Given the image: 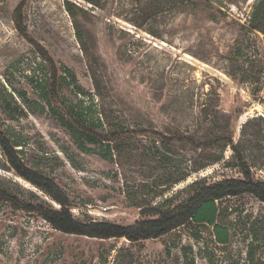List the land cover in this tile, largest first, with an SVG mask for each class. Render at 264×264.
Wrapping results in <instances>:
<instances>
[{
    "label": "rangeland",
    "instance_id": "obj_1",
    "mask_svg": "<svg viewBox=\"0 0 264 264\" xmlns=\"http://www.w3.org/2000/svg\"><path fill=\"white\" fill-rule=\"evenodd\" d=\"M21 2L0 0V129L18 144L30 168L67 193L78 220L130 225L142 219L138 205L162 199L159 193L176 177L180 154L200 151L171 139L168 165L152 131L173 138L188 127L185 133L200 136L203 107H209V115L220 111L230 118L233 139L241 140L253 177L264 180V33L248 27L255 0L224 6L212 0L186 6L153 0H101L98 6L84 0H24L17 22ZM66 68L90 96H79L68 76L60 78ZM33 70L49 84L57 80L59 96L52 103L64 111L74 104L85 116L103 112L112 129L123 123L150 129L126 138L133 148L124 155L132 158L120 166L81 151L49 108L43 109L31 82ZM92 71L103 85L101 95ZM197 177L214 182L244 175L227 147L222 161L164 196L183 202L190 194L187 185ZM127 187L137 205L126 202ZM0 189L10 198L0 199V264H184L182 247L196 264H264V202L251 194L218 203V222L231 234L221 245L208 224L191 223L138 243L61 232L37 211L22 208L24 203L59 205L10 169L1 150Z\"/></svg>",
    "mask_w": 264,
    "mask_h": 264
},
{
    "label": "trees",
    "instance_id": "obj_2",
    "mask_svg": "<svg viewBox=\"0 0 264 264\" xmlns=\"http://www.w3.org/2000/svg\"><path fill=\"white\" fill-rule=\"evenodd\" d=\"M98 6L101 0H84ZM152 1V0H150ZM157 5L162 3L186 6L196 2V0H153ZM221 6L226 5L234 0H212ZM21 4L15 11L16 21L20 14ZM68 11L72 12L70 2L66 1ZM248 27L252 31H261L264 33V0H255ZM38 53L45 57L50 62H53L51 57L46 53L43 47L33 41ZM31 82L34 88L39 93L40 99L44 102L43 107L49 108L60 125L65 128L77 147L84 152L99 153L106 159L115 161L118 165L123 166L124 158L131 159L132 153L125 157V150H132L130 138L134 134H145L150 132V129L133 126L128 123L116 125V128H109V119L103 112L94 115L85 116L80 106L71 104L70 110L64 111L59 106L52 103V100L57 98L59 86L57 80L54 79L52 84L49 80L42 79L40 72L33 70ZM56 74V73H55ZM65 74L60 78L63 80L70 79L71 84L78 90L79 96H90L89 92L84 90L77 84V79L71 69L66 68ZM56 76V75H55ZM93 82L95 89L99 95L103 91V85L99 81L98 75L92 71ZM26 102H30L26 97V92L20 93ZM36 101V100H35ZM264 103V100L262 101ZM82 104V101H80ZM79 110H78V109ZM214 110V109H213ZM209 107H203L201 113L204 115L198 118V123L204 130L200 136L195 134L185 133L186 130L178 132L174 137H168L157 131L152 133L160 138V147L165 150L167 164L169 165L168 153L172 151L171 139H175L184 145H189L190 149L200 150L197 156L188 157L180 154V158L174 165V179H167L165 187L159 193L162 199L155 205L152 203L139 204L141 209L142 219L136 220L133 224L122 225L110 221H80L78 220L71 208L72 202L67 193L50 177L43 175L39 171L30 168L20 156L19 149L16 144L3 130L0 129V150L4 155L10 169L25 179L41 191H43L54 203L59 207H54L48 202L33 204L24 203L22 208L28 211H37L42 218L49 222L55 229L67 233L83 235L98 239H126L131 243H138L150 239L159 238L183 226H188L191 223L208 224L213 227L216 242L221 245H226L230 242L229 228L218 222L220 208L218 203L228 197H237L243 194H251L260 201L264 202V180H256L251 172L245 150L241 148V140L235 142L230 127V118L225 114L209 115ZM88 114V112H87ZM104 114V115H103ZM207 121L210 123L208 127L202 126V123ZM114 126V125H113ZM123 136H125L123 138ZM128 142V143H127ZM156 142L154 141L153 144ZM230 147L233 151L234 158L237 160V166L243 173V179L226 178L219 181L208 182L206 177H197L188 185L189 197L183 202L174 204L172 197H165L167 192H170L176 184L188 180L194 173H200L211 164L220 162L224 159V151ZM216 148L219 153H210L209 149ZM138 150V149H137ZM142 159L144 152L139 154ZM126 202L132 205H137L134 198L135 193L126 188ZM0 199L10 200L8 193L0 189ZM185 257L184 264H196L195 259H188L187 253L184 251L186 247L181 248ZM251 252V251H250ZM249 252V254H251Z\"/></svg>",
    "mask_w": 264,
    "mask_h": 264
},
{
    "label": "built area",
    "instance_id": "obj_3",
    "mask_svg": "<svg viewBox=\"0 0 264 264\" xmlns=\"http://www.w3.org/2000/svg\"><path fill=\"white\" fill-rule=\"evenodd\" d=\"M251 14V13H250ZM250 19V18H249Z\"/></svg>",
    "mask_w": 264,
    "mask_h": 264
}]
</instances>
